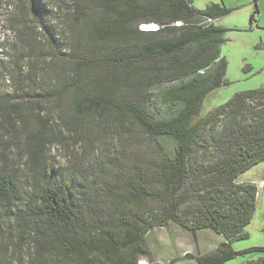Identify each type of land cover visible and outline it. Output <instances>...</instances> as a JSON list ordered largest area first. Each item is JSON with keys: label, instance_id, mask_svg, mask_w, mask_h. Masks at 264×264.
<instances>
[{"label": "trees", "instance_id": "16d2710c", "mask_svg": "<svg viewBox=\"0 0 264 264\" xmlns=\"http://www.w3.org/2000/svg\"><path fill=\"white\" fill-rule=\"evenodd\" d=\"M24 2L22 8L31 12L36 27L46 34L50 27L43 20L42 10L35 7V0ZM73 2V12L93 11L94 16L87 19V38L72 33L70 44L77 54L67 58V70L56 78L61 83L52 87L55 91L60 88L54 92L56 97L71 92L75 128L63 119L64 126L81 141L88 138L83 125H99L117 134L131 127L135 135L141 131L150 142L168 137L174 148L154 153L157 149L153 146L143 157L145 165L131 162L127 174L117 170V191L108 189V181L99 188L97 180L78 183L71 171L48 164L46 146L55 134L44 115L33 113L36 126L29 129L31 107L4 103V121L19 123L12 127L13 132L23 131L25 135L31 190L25 212H15V230L24 240L31 239L33 251L27 264H138L136 256L144 252L142 244L148 230L168 220L193 232L208 228L222 236L211 251L195 257L184 254L194 257L196 264H223L245 252L233 249L231 241L247 236L243 229L255 211L257 187L251 181L236 179L264 160V87L235 92L207 115L192 121L206 94L228 82L227 62L220 52L228 28L214 23L227 9L219 3L199 9L192 0ZM176 21L181 24L176 25ZM142 22H155L160 27L141 30L138 25ZM34 33L28 26L17 30L29 54L40 43ZM49 35L46 44L53 46ZM82 40L87 42L85 49ZM35 67L32 61L25 73L20 67L17 72L20 79L15 90L23 89L25 82L23 99L28 101L34 95L28 91H36L35 84L39 86ZM51 69L53 73L54 67ZM157 85H163L156 95L166 107L160 116L147 108ZM110 109L118 113L116 118L108 115L106 110ZM74 117L78 123L72 121ZM106 165L104 161L102 166ZM185 188L195 196L197 206L182 207ZM102 190L111 201L102 197ZM19 196L18 179L1 168L0 205L10 209L8 203ZM99 197L101 204L96 203ZM141 200L164 205L149 220L134 215L133 209ZM113 204L129 207L119 213L118 222L110 214ZM89 228L93 230L86 233ZM246 264H264V258L249 259Z\"/></svg>", "mask_w": 264, "mask_h": 264}, {"label": "rangeland", "instance_id": "374dc122", "mask_svg": "<svg viewBox=\"0 0 264 264\" xmlns=\"http://www.w3.org/2000/svg\"><path fill=\"white\" fill-rule=\"evenodd\" d=\"M23 3L24 0H0V67H2L0 69V169L5 168L13 173L20 186V196L14 203H8L10 209L0 205L2 264H27L33 251L31 239L24 240L15 230L17 228L15 212H25L29 198L27 193L31 190V182L28 179L29 168L25 164L27 154L25 135L23 131L13 132L12 127L18 126L19 123L4 121L5 111L1 110L4 103L31 107L32 111L29 112L32 120L31 123L29 122L31 125L29 129L36 126V115H32L33 113L40 112L44 115L50 130L55 134V139L46 146L48 164L58 170L64 168L71 171L78 183L97 180L98 184H95L99 188L104 181H108L110 184L108 189L117 191L120 186L117 170L122 169L127 174L131 170L129 169L131 162L145 165L143 157L153 146L157 149L154 153L171 152L174 148V142L168 137L159 138L158 143L150 142L141 131H137L135 135V128L131 127L117 134L99 125H92L89 128L83 125L82 128L85 134H88V138L85 141L78 140L79 137L63 124L64 119L66 125L75 128L71 122L72 114L75 112L72 107L71 92L66 94L63 92V96L56 97L55 93L60 88H56L55 91L52 87L61 83L59 78L58 80L56 78L67 70V58L72 59L77 54L76 48L70 44L72 33L87 38L84 30L87 19L92 18L94 12L89 11L84 14L73 12V0H35V7L42 10L43 20H46L44 22H48L47 25L50 27L45 34L36 27L31 12L27 11L26 7L22 8ZM192 3L199 9L209 3H219L224 6L227 11L215 18L214 23L228 28L225 41L220 48L221 55L227 62L225 77L228 82L222 83L206 94L197 114L192 117L194 122L227 101L235 92L264 87V0H192ZM73 24L76 25L75 28L71 27ZM19 26L31 28L40 41L31 54L28 53V46L18 39ZM48 35L54 39L53 46L46 44ZM82 41L85 49L87 42ZM54 52H58V56ZM32 61L36 65L34 71H37L36 81L39 86L35 84L33 86H36L37 90L28 91L29 94L34 93L28 101L27 98L23 99L27 92L24 88L25 82L22 84L23 89H15L19 86V67L22 73H25ZM50 66L54 67L53 73ZM162 86L157 85L153 88L154 95L152 94L153 97L147 103L149 112L156 116L166 113L165 104L156 95ZM40 89L43 91L41 95H37ZM106 111L111 119L116 118L118 114L111 109ZM122 118L125 120V117ZM72 121L77 122L75 117ZM17 128L20 130L19 127ZM104 161L107 163L106 166H102ZM240 179L251 181L257 187L255 211L243 229L247 236L231 241L233 249L245 250V252L237 254L223 264H246L249 259L264 258V160L252 165L236 180ZM79 186L82 187L83 183ZM184 190L182 197L180 192H175L185 200L182 207L187 204L197 206L195 196L187 192L186 188ZM102 195L112 200L103 190ZM91 203L93 204L92 201ZM96 203H102L100 197L97 198ZM96 203L94 202L95 205ZM137 204L138 206L133 209L134 215L149 220H151L149 217H153L155 213H160L164 205L149 200H141ZM113 209L114 212L110 214L114 216V222H118L119 213L123 210L128 211L129 207L113 204ZM91 230L93 228L85 232ZM222 239V236L212 229L205 228L193 232L168 220L165 225H156L148 230L142 244L144 252L137 254L136 258L138 264L154 262L166 264L172 259L175 261L171 264H196L195 256L215 249ZM254 247H263V249ZM186 252L194 257L184 256Z\"/></svg>", "mask_w": 264, "mask_h": 264}, {"label": "built area", "instance_id": "2783aa9c", "mask_svg": "<svg viewBox=\"0 0 264 264\" xmlns=\"http://www.w3.org/2000/svg\"><path fill=\"white\" fill-rule=\"evenodd\" d=\"M175 24L179 25V24H181V22L176 21ZM138 27H139V29H142V30H152V29L159 28L160 25L157 23L148 22V23H140Z\"/></svg>", "mask_w": 264, "mask_h": 264}, {"label": "clouds", "instance_id": "9594fccd", "mask_svg": "<svg viewBox=\"0 0 264 264\" xmlns=\"http://www.w3.org/2000/svg\"><path fill=\"white\" fill-rule=\"evenodd\" d=\"M142 23H148V22H142ZM153 23H155V22H153ZM140 24V23H139ZM139 26V25H138ZM139 28V27H138ZM157 29V28H156ZM142 30V29H141ZM152 30H155V29H152Z\"/></svg>", "mask_w": 264, "mask_h": 264}, {"label": "crops", "instance_id": "0c3cea01", "mask_svg": "<svg viewBox=\"0 0 264 264\" xmlns=\"http://www.w3.org/2000/svg\"><path fill=\"white\" fill-rule=\"evenodd\" d=\"M244 173V172H243ZM243 173H241L239 176H238V178L243 174ZM241 180V179H240ZM240 180H238V181H240ZM241 181H243V180H241Z\"/></svg>", "mask_w": 264, "mask_h": 264}]
</instances>
